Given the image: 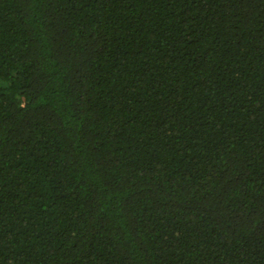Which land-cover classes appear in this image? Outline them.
Here are the masks:
<instances>
[{"label":"trees","instance_id":"16d2710c","mask_svg":"<svg viewBox=\"0 0 264 264\" xmlns=\"http://www.w3.org/2000/svg\"><path fill=\"white\" fill-rule=\"evenodd\" d=\"M0 264H264V0H0Z\"/></svg>","mask_w":264,"mask_h":264}]
</instances>
